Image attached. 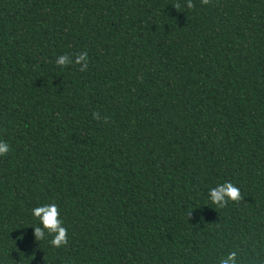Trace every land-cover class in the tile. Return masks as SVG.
Masks as SVG:
<instances>
[{"label": "trees", "instance_id": "16d2710c", "mask_svg": "<svg viewBox=\"0 0 264 264\" xmlns=\"http://www.w3.org/2000/svg\"><path fill=\"white\" fill-rule=\"evenodd\" d=\"M192 5L0 0V264H264V0Z\"/></svg>", "mask_w": 264, "mask_h": 264}, {"label": "clouds", "instance_id": "9594fccd", "mask_svg": "<svg viewBox=\"0 0 264 264\" xmlns=\"http://www.w3.org/2000/svg\"><path fill=\"white\" fill-rule=\"evenodd\" d=\"M207 3V0H202ZM192 0H186V7L192 8ZM55 66L63 69L68 65H78L79 71L84 72L89 66V56L86 51L73 54L58 55L54 61ZM94 119H99L97 113H93ZM9 152V144L0 139V156ZM242 199L240 189L230 181L217 183L214 187H210L207 192V200L218 208L225 207L229 202H237ZM200 209L193 205L188 211V217L192 212ZM30 215L34 223L29 226L32 228V234L35 242L45 241L52 248L59 249L66 246L68 235L64 226L62 217L55 203H43L32 207ZM217 264H240V258L236 251L224 253Z\"/></svg>", "mask_w": 264, "mask_h": 264}]
</instances>
